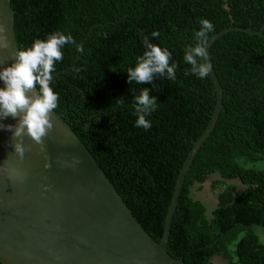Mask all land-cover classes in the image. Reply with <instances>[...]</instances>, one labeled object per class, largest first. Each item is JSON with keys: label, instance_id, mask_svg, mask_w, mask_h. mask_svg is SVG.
Listing matches in <instances>:
<instances>
[{"label": "trees", "instance_id": "16d2710c", "mask_svg": "<svg viewBox=\"0 0 264 264\" xmlns=\"http://www.w3.org/2000/svg\"><path fill=\"white\" fill-rule=\"evenodd\" d=\"M22 49L56 31L76 44L62 48L50 87L60 114L114 187L132 217L154 242L177 171L191 143L205 127L214 94L207 76L185 75L183 60L194 46L200 19L264 34V0H10ZM157 30L156 38L151 33ZM144 36L171 53L176 80L154 77L128 84L127 70L144 53ZM207 37V38H208ZM220 87L215 122L183 175L170 218L166 253L182 264H264V243L252 226L264 229V40L244 32L220 35L208 48ZM154 85V87H153ZM150 90L158 108L151 129L134 126V95ZM237 180L233 195L221 190L214 207L192 198L193 184L209 175ZM238 236V237H237ZM231 246V251L228 247ZM232 256V257H231ZM234 258V262H231Z\"/></svg>", "mask_w": 264, "mask_h": 264}, {"label": "water", "instance_id": "95a60500", "mask_svg": "<svg viewBox=\"0 0 264 264\" xmlns=\"http://www.w3.org/2000/svg\"><path fill=\"white\" fill-rule=\"evenodd\" d=\"M10 0H0V24L8 28L11 51L22 49ZM237 31L264 40L261 29L226 26L207 38L206 52L220 35ZM9 51H0V69L10 66ZM214 101L208 121L191 143L177 171L165 209L159 239L154 242L132 217L112 184L64 122L53 111L56 123L45 138L48 161L32 145L23 161L13 153L12 133L0 129V264H182L166 253V241L184 173L209 134L220 109V87L212 69L208 75ZM4 87L0 81V88ZM12 117L0 124L15 125ZM81 161L76 169L63 168L57 157ZM8 164L5 165V161ZM51 168L46 169L45 163ZM4 167L27 172L25 179H9ZM48 188L45 190L44 186Z\"/></svg>", "mask_w": 264, "mask_h": 264}, {"label": "clouds", "instance_id": "9594fccd", "mask_svg": "<svg viewBox=\"0 0 264 264\" xmlns=\"http://www.w3.org/2000/svg\"><path fill=\"white\" fill-rule=\"evenodd\" d=\"M200 28L194 32V46L186 50L183 56L185 64L190 67L185 75H195L200 79L206 78L212 69L207 62L206 42L208 34L214 31V25L207 19L198 21ZM160 35L159 31L151 33L153 38ZM69 44H76L73 37L56 31L49 34L46 39H37L32 46L26 49L11 51L12 43L8 36V28L0 24V51H9L10 66L0 69V81L4 87L0 88V119L12 117L17 119L15 125L0 124V129L12 133V146L18 161H23L25 153L31 146L38 147V154L43 153L48 161L45 138L53 131L56 118L53 114L58 106L59 95L50 87L53 80L55 65L63 59L62 48ZM145 49L137 60L135 67L127 70V82L132 84L151 83L154 77L176 80L178 64H170L171 53L167 49L151 43L148 36L142 40ZM77 51L83 53V48L76 44ZM154 87V85H153ZM155 88V87H154ZM158 108L156 97L150 96L148 88H142L139 95H134L133 115L136 117L134 126L151 129L149 117ZM28 137L32 145H25L24 138ZM56 162L63 168L76 169L81 163L78 157L71 160L58 156ZM8 164V160L4 162ZM51 163L46 162L45 168H51ZM9 179H25L27 172H21L15 167H4ZM47 190L48 186H44ZM264 231V229H262Z\"/></svg>", "mask_w": 264, "mask_h": 264}, {"label": "rangeland", "instance_id": "374dc122", "mask_svg": "<svg viewBox=\"0 0 264 264\" xmlns=\"http://www.w3.org/2000/svg\"><path fill=\"white\" fill-rule=\"evenodd\" d=\"M252 168H263V162H255L251 164ZM218 177L216 175H209L201 184H193L190 189V195L192 198H197L202 204H204L205 214L209 212L215 204V195L221 190H229L233 195L238 194L242 188L237 180H223L219 184H213V181H217ZM250 231L256 236L258 243H264V231L259 227L252 226ZM238 237V236H237ZM232 247L229 246L228 250L231 251ZM232 257V256H231ZM213 264H226L225 260H222L221 257H215ZM231 262H234V258H231Z\"/></svg>", "mask_w": 264, "mask_h": 264}, {"label": "crops", "instance_id": "0c3cea01", "mask_svg": "<svg viewBox=\"0 0 264 264\" xmlns=\"http://www.w3.org/2000/svg\"><path fill=\"white\" fill-rule=\"evenodd\" d=\"M214 258H215V257H212V258L210 259V261L212 262V264H213V262H214V261H213V260H214Z\"/></svg>", "mask_w": 264, "mask_h": 264}]
</instances>
